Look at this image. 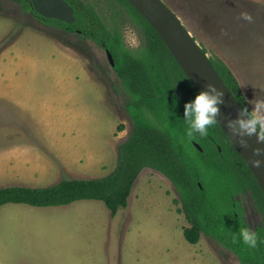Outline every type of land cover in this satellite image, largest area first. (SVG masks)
Wrapping results in <instances>:
<instances>
[{
  "label": "rangeland",
  "instance_id": "obj_1",
  "mask_svg": "<svg viewBox=\"0 0 264 264\" xmlns=\"http://www.w3.org/2000/svg\"><path fill=\"white\" fill-rule=\"evenodd\" d=\"M83 1L108 13L99 0ZM162 1L207 55L229 68L251 111L252 101L264 99V0ZM241 12L252 22L239 19ZM120 27L125 45L138 49L139 30L128 21ZM124 98L104 49L51 28L15 0H0V188L110 174L133 127ZM178 201L171 182L145 168L115 217L100 201L5 205L0 264H240L204 234L195 245L185 240L189 224ZM240 201L252 227L260 216L249 197Z\"/></svg>",
  "mask_w": 264,
  "mask_h": 264
},
{
  "label": "trees",
  "instance_id": "obj_2",
  "mask_svg": "<svg viewBox=\"0 0 264 264\" xmlns=\"http://www.w3.org/2000/svg\"><path fill=\"white\" fill-rule=\"evenodd\" d=\"M15 1L51 28L74 33L81 41L109 51L133 127L128 140L118 147L116 166L107 176L64 179L41 188L3 187L0 208L8 204L51 208L100 201L115 217L127 208L140 172L149 168L163 174L176 189L178 211L189 224L184 230L189 244H197L204 234L233 253L240 264H264V195L217 123L209 127L207 136H187L185 105L198 94L144 17L127 0H99L107 5V14H100L88 1L66 0L75 10L76 20L70 25L40 17L27 0ZM125 21L140 32L142 43L136 50L124 43L120 23ZM210 61L238 103L250 112L229 68L217 57ZM241 197H249L260 216L252 227L245 219ZM241 227L257 233L255 249L239 241Z\"/></svg>",
  "mask_w": 264,
  "mask_h": 264
},
{
  "label": "water",
  "instance_id": "obj_3",
  "mask_svg": "<svg viewBox=\"0 0 264 264\" xmlns=\"http://www.w3.org/2000/svg\"><path fill=\"white\" fill-rule=\"evenodd\" d=\"M27 1L31 3L34 11L44 19L58 20L70 25L76 20L75 10L66 0ZM127 1L156 31L197 94L208 92V85L210 84L223 93L220 98L223 103L216 105L219 109V115L216 117L217 124L246 163L264 195V168L257 170L249 164L252 158L251 150L257 147H264V145L257 144L255 136L245 137L250 145L249 149L245 150L240 148L239 144L235 142L236 137H230L231 132L227 127V122L245 118L242 115L245 109L238 103L224 83L210 61L209 56L185 28L177 15L162 0ZM108 59L113 66L114 62L110 53H108ZM210 95H215V93L210 92ZM196 147L200 150L198 145ZM257 158L264 159V157Z\"/></svg>",
  "mask_w": 264,
  "mask_h": 264
},
{
  "label": "clouds",
  "instance_id": "obj_4",
  "mask_svg": "<svg viewBox=\"0 0 264 264\" xmlns=\"http://www.w3.org/2000/svg\"><path fill=\"white\" fill-rule=\"evenodd\" d=\"M239 19L246 22H252V16L247 12H241ZM209 91L198 94L193 101L185 105V124L187 125V136L193 137L199 134L201 137L207 136L209 127L215 125L218 121L219 109L218 103H223L220 99L223 93L218 91L214 85H208ZM215 93V95H210ZM253 108L249 112L245 110L242 115L245 118L235 121H228L227 127L231 132L230 137H236L235 142L240 148L248 150L250 145L245 137H256L257 144L264 145V99H255L252 101ZM252 158L249 164L252 168L260 170L264 168V147H257L251 150ZM239 241L249 249H255L258 245V235L249 227H241L238 232ZM236 242V237H234Z\"/></svg>",
  "mask_w": 264,
  "mask_h": 264
},
{
  "label": "crops",
  "instance_id": "obj_5",
  "mask_svg": "<svg viewBox=\"0 0 264 264\" xmlns=\"http://www.w3.org/2000/svg\"><path fill=\"white\" fill-rule=\"evenodd\" d=\"M13 89H16V87L15 88H13ZM20 89H23V88H20ZM14 92H11L10 94H9V96H10V101H13V102H16L17 100H18V98H17V96H18V94H13ZM6 96V95H5ZM20 100V99H19ZM20 101H24L25 102V99L24 100H20ZM2 159V158H1ZM16 159V158H15ZM16 161H17V159H16ZM19 169H23L22 168V166H16V170H19Z\"/></svg>",
  "mask_w": 264,
  "mask_h": 264
},
{
  "label": "flooded vegetation",
  "instance_id": "obj_6",
  "mask_svg": "<svg viewBox=\"0 0 264 264\" xmlns=\"http://www.w3.org/2000/svg\"><path fill=\"white\" fill-rule=\"evenodd\" d=\"M96 46V45H95ZM98 47V46H97ZM106 52V55H107V57H108V53H109V51H105ZM109 60V59H108ZM109 63H110V61H109ZM110 65H111V63H110ZM113 66L111 65V68H112ZM257 213V212H256ZM257 221V216H255V221L254 222H256ZM258 222H260V220L258 221ZM254 226V225H253Z\"/></svg>",
  "mask_w": 264,
  "mask_h": 264
}]
</instances>
